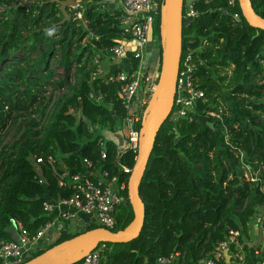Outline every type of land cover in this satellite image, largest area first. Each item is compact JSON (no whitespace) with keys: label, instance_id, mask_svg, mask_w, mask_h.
Wrapping results in <instances>:
<instances>
[{"label":"trees","instance_id":"1","mask_svg":"<svg viewBox=\"0 0 264 264\" xmlns=\"http://www.w3.org/2000/svg\"><path fill=\"white\" fill-rule=\"evenodd\" d=\"M76 1L62 21L55 0H0V243L11 239V219L30 234L52 219L44 201L70 196L58 178L63 167L84 171L83 158L126 184L112 229L133 218L127 180L135 153L120 151L103 134L120 129L127 109L120 83L97 76L94 61L131 38L122 25L126 11L103 7L101 0ZM155 1L157 84L168 32L160 11L167 0ZM250 2L264 18V0ZM190 6L195 14L183 17L179 68L189 55L192 83L203 93L185 115L173 102L163 116L139 183L141 231L128 241L99 243L100 264H194L229 229L240 230L247 264L256 263L253 250L261 252L260 232L255 245L248 243L255 227L264 230V28L247 22L238 0H193ZM126 56L130 70L137 69L140 58L130 51ZM11 129L14 139L5 141ZM36 157H42L38 164ZM76 234L61 229L55 242Z\"/></svg>","mask_w":264,"mask_h":264},{"label":"built area","instance_id":"2","mask_svg":"<svg viewBox=\"0 0 264 264\" xmlns=\"http://www.w3.org/2000/svg\"><path fill=\"white\" fill-rule=\"evenodd\" d=\"M122 2L126 11V15L122 18V25L124 30L131 35V38L118 40L107 51L110 57H121L125 56L128 50L140 58V64L137 69L130 70L131 72L120 70L112 76L120 83V96L127 109V115L124 117L120 127L123 134V144H121L120 151L130 149L135 153L136 157L145 124V121H142L144 109L150 103L149 100L146 101L144 98L146 93L144 92V85L147 87L150 84H148L150 76L142 69L141 59L143 57V46L148 43L147 29L152 21L151 10L157 3L155 0H122ZM164 4H166V1L162 3V6ZM76 6L77 4L72 7L75 8ZM187 7L183 17L193 16L195 11L190 5ZM76 16L81 17L80 10L76 11ZM234 19L236 21L239 19L237 14L234 15ZM132 40L135 44L131 51V47L127 42ZM189 59V55H187L184 65L181 69L179 68L177 75L173 102L178 104V115H185L194 99L203 93L192 83ZM94 61L99 63L100 59L96 58ZM47 158L52 160L50 155ZM34 161L35 164H38L42 161V157H36ZM83 162L86 166L84 171L70 173L67 168L63 167L61 176L58 178L60 186L71 188L70 196L53 201L46 200L43 203V207L48 213L55 210V218L71 221L82 213L86 215V220H88L89 224L94 223L96 226L112 229L115 224L113 211L116 205L125 201L124 191L126 184L117 175H109V172L105 169L92 168L89 159L83 158ZM122 168L124 171H130L126 166H122ZM256 221H261L259 212H257ZM53 226L54 220L51 219L40 227L36 233L30 234L25 227L19 225V237L17 240L10 239L0 243V264H20L33 257L32 255L36 251L46 248L49 244L51 245V239L54 234ZM263 235L264 230L261 235L262 242H264ZM239 236V229H229L226 237L219 241L211 252L201 257L194 264H230L231 262L247 264L245 251ZM102 247L103 245H98L91 250L79 261V264H100ZM225 249H227L229 254L228 260L224 255ZM259 253L260 251L253 250L255 255ZM166 260H168V257L159 258L160 262ZM259 264H264V258Z\"/></svg>","mask_w":264,"mask_h":264},{"label":"water","instance_id":"3","mask_svg":"<svg viewBox=\"0 0 264 264\" xmlns=\"http://www.w3.org/2000/svg\"><path fill=\"white\" fill-rule=\"evenodd\" d=\"M59 3L64 19L70 16L66 11V6H75L76 0H55ZM193 0H173L172 4V23H173V46L170 56L169 83L158 92L154 97L149 109L139 148L137 150L135 162L127 180V195L129 203L133 210L132 220L122 229L112 230L102 226H95L86 229L68 239L61 240L39 254L21 262L20 264H73L79 262L91 250L95 249L102 242H124L138 236L141 231L145 209L144 203L139 195V183L143 176L147 161L152 150V146L161 125L163 107L168 101V109L173 104L176 89L177 75L181 58L182 45V26H183V6L190 5ZM242 15L247 22L255 27L264 28V18L259 16L253 9L250 0H238ZM152 24L148 25L147 38L152 40ZM168 49V48H167ZM166 52V51H165ZM167 109V110H168ZM90 130H92V121L81 114ZM211 125V123H210ZM7 231L11 239L17 240L19 237L18 226L15 220L11 219ZM258 242V228L255 227V238L248 243L249 246ZM225 258L229 259L227 249L224 250Z\"/></svg>","mask_w":264,"mask_h":264},{"label":"crops","instance_id":"4","mask_svg":"<svg viewBox=\"0 0 264 264\" xmlns=\"http://www.w3.org/2000/svg\"><path fill=\"white\" fill-rule=\"evenodd\" d=\"M102 6L109 8V9H115V8H122L123 7V2L122 0H101ZM148 41L146 44L145 48H143V53H142V69L148 74V72L151 70L149 67V58L152 55L150 52H152V45ZM127 44L130 45V50L132 51V48L134 47V41L127 42ZM128 51V50H127ZM149 56V57H148ZM131 64L128 59V57L121 56V57H104L100 59L98 69H97V76L102 77L104 79L110 78L114 76L118 71H130ZM148 68V70H147ZM149 75V74H148ZM157 76V75H156ZM148 88V86L146 87ZM146 96V93L144 94ZM149 100V99H148ZM147 106V104H146ZM114 134V139L117 144H118V149L121 148V144H123V134ZM49 215L52 217V220H54V226H53V238L51 239V242L54 243L57 239V236L59 235V232L61 229H64L69 232L73 233H80L84 230H86L88 223V220H86V215L85 214H78L76 219H72L71 221H67L66 219L62 218H55V210L49 212ZM262 235L263 230L258 231V234ZM264 236V235H263ZM262 236V237H263ZM259 240V237H258ZM262 241V240H261ZM254 259L256 260L255 264H259L262 262L264 258V243L262 242V249L261 252L257 255L254 254Z\"/></svg>","mask_w":264,"mask_h":264},{"label":"rangeland","instance_id":"5","mask_svg":"<svg viewBox=\"0 0 264 264\" xmlns=\"http://www.w3.org/2000/svg\"><path fill=\"white\" fill-rule=\"evenodd\" d=\"M172 4H173V0H167L166 4H164L163 6H161L160 11L164 10V22L166 23V30L168 32V37H167V48L166 52H164V56H163V63H162V69H161V73H160V79H159V83H155V79H156V75H157V67H158V53L156 51V48L154 46H152V52H150L152 55L149 58V67H150V71L148 72L150 79L148 82V88L145 87V91L146 92V96L144 95V98L146 99V101H150V103H152L154 97H156L158 95V92L163 89L164 87H166L169 83V73H170V64L168 66V54L171 56V49L173 46V23H172ZM152 41V40H151ZM151 41H149L151 43ZM149 43V44H150ZM146 46V45H145ZM145 46H143V48H145ZM170 51V52H169ZM149 57V56H148ZM102 59V58H101ZM148 70V68H147ZM168 101H166V103L164 104L163 107V114H165L167 112L168 109ZM144 115H143V119L142 121H146L147 115H148V106L146 109H144ZM143 128V126H141ZM13 129H11V131L6 135L5 141H12L14 139L13 136ZM113 133H118L121 134V128L118 129L117 131L113 132ZM103 134L106 137L109 138H114V134H112V132L110 131H105L103 132ZM246 170V169H244ZM264 243V242H263Z\"/></svg>","mask_w":264,"mask_h":264},{"label":"bare ground","instance_id":"6","mask_svg":"<svg viewBox=\"0 0 264 264\" xmlns=\"http://www.w3.org/2000/svg\"><path fill=\"white\" fill-rule=\"evenodd\" d=\"M170 52V51H169ZM170 54V53H169ZM168 54V57H167V59H168V66H169V64H170V55Z\"/></svg>","mask_w":264,"mask_h":264},{"label":"flooded vegetation","instance_id":"7","mask_svg":"<svg viewBox=\"0 0 264 264\" xmlns=\"http://www.w3.org/2000/svg\"><path fill=\"white\" fill-rule=\"evenodd\" d=\"M55 243H57V242H54V244H55ZM51 245H53V243H52Z\"/></svg>","mask_w":264,"mask_h":264},{"label":"clouds","instance_id":"8","mask_svg":"<svg viewBox=\"0 0 264 264\" xmlns=\"http://www.w3.org/2000/svg\"><path fill=\"white\" fill-rule=\"evenodd\" d=\"M99 245V244H98Z\"/></svg>","mask_w":264,"mask_h":264}]
</instances>
